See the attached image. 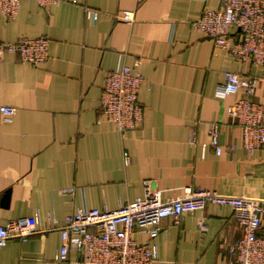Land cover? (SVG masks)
<instances>
[{
  "label": "crops",
  "instance_id": "obj_1",
  "mask_svg": "<svg viewBox=\"0 0 264 264\" xmlns=\"http://www.w3.org/2000/svg\"><path fill=\"white\" fill-rule=\"evenodd\" d=\"M221 0H61L43 7L22 0L17 16L0 15V41L49 39L50 60L38 67L6 54L0 62V105L16 108L0 123V225L41 217L40 232L0 247V264H56L63 225L79 209H117L144 194L149 181L164 200L192 190L264 199V147L251 154L227 107L245 90L219 99L224 70L256 78L253 99L264 102V66L239 62L195 30L192 21ZM87 9L99 12L94 23ZM133 13V19L123 17ZM237 29L232 30L235 34ZM232 37V36H230ZM119 62L144 75L141 125L121 135L101 113L105 75ZM101 120V123H98ZM221 124L223 153L210 146L208 124ZM193 130L197 141H190ZM235 148H231L234 147ZM127 151L131 163L125 165ZM74 187L72 194L62 190ZM207 224L203 234L199 219ZM260 232L264 234V215ZM153 239L158 264H238L231 247L243 229L229 204L208 202L178 221L161 220ZM136 238L148 241L140 232ZM71 250L62 264H75Z\"/></svg>",
  "mask_w": 264,
  "mask_h": 264
},
{
  "label": "built area",
  "instance_id": "obj_2",
  "mask_svg": "<svg viewBox=\"0 0 264 264\" xmlns=\"http://www.w3.org/2000/svg\"><path fill=\"white\" fill-rule=\"evenodd\" d=\"M36 1L46 8L61 2ZM21 5L22 0H0V15L7 20L13 19L19 13ZM86 15L95 23L99 12L87 9ZM133 16L131 12L123 15L127 20L133 19ZM192 27L212 38L216 46L226 48L239 62L264 66V0H221L218 9H204L192 21ZM233 29H237L235 34H232ZM49 44L50 41L45 36L22 37L10 43L0 41V62L9 53L18 55L24 63L38 67L50 60ZM139 64L136 62L132 66L119 62L114 70L105 75L101 113L107 121L116 124L123 136L127 131L137 129L144 117L139 92L145 78ZM241 89L245 90L247 97L230 104L227 114L232 123L242 128L243 147L253 154L264 147V102L253 99L257 79L245 78L226 68L224 80L217 86L215 95L219 99H225L239 93ZM15 114V107L0 105V123L11 122ZM207 132L210 146L217 155H221V124L217 121L210 122ZM190 141L196 143V130H193ZM123 158L125 165L131 163L127 151H124ZM144 188L143 196L120 205L117 209H79L68 215L63 225H58L53 220L50 228L59 230L62 240L55 257L56 264L66 261L71 250L79 254L75 264H158V250L152 241L162 230L161 220L173 217L178 221L184 213L203 209L208 202L229 204L242 226V236L231 247L235 261L238 264H264V234L260 232L264 199L187 188L184 196L164 200L162 190L149 181L145 182ZM73 192L74 187L62 190L64 195ZM40 225L41 217L38 214L12 219L5 225H0V247L6 246L12 238L26 240L39 233ZM198 226L205 234L207 224L204 219H199ZM137 232L147 236L148 241L137 239Z\"/></svg>",
  "mask_w": 264,
  "mask_h": 264
},
{
  "label": "water",
  "instance_id": "obj_3",
  "mask_svg": "<svg viewBox=\"0 0 264 264\" xmlns=\"http://www.w3.org/2000/svg\"><path fill=\"white\" fill-rule=\"evenodd\" d=\"M9 204V191H7L2 197H0V207H7Z\"/></svg>",
  "mask_w": 264,
  "mask_h": 264
}]
</instances>
